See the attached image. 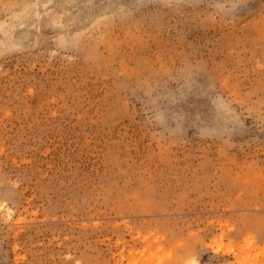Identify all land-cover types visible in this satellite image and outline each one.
<instances>
[{
	"label": "rangeland",
	"instance_id": "1",
	"mask_svg": "<svg viewBox=\"0 0 264 264\" xmlns=\"http://www.w3.org/2000/svg\"><path fill=\"white\" fill-rule=\"evenodd\" d=\"M0 0V264H264V0Z\"/></svg>",
	"mask_w": 264,
	"mask_h": 264
},
{
	"label": "clouds",
	"instance_id": "2",
	"mask_svg": "<svg viewBox=\"0 0 264 264\" xmlns=\"http://www.w3.org/2000/svg\"><path fill=\"white\" fill-rule=\"evenodd\" d=\"M246 3V0H234L233 10L243 6Z\"/></svg>",
	"mask_w": 264,
	"mask_h": 264
}]
</instances>
